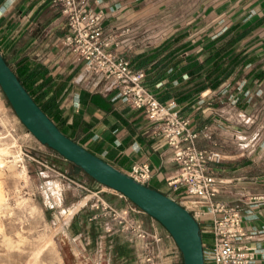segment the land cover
<instances>
[{"label":"crops","instance_id":"0c3cea01","mask_svg":"<svg viewBox=\"0 0 264 264\" xmlns=\"http://www.w3.org/2000/svg\"><path fill=\"white\" fill-rule=\"evenodd\" d=\"M236 4L223 5L219 8L222 14L217 16L215 9L205 6V13L192 16L189 22L201 17L222 22L225 30L214 39L237 24L252 28L237 45L247 57L240 79L216 91L204 90L189 101L169 100L166 104L190 119L196 130H206L211 135V140H199L201 148L215 144L222 152V163L214 165L219 183L218 193L211 203H223L239 211L244 237L237 245L251 253L255 263L264 264V200H255L264 196V126L260 122L263 113L248 106L264 102V91L260 90L264 86V0H239ZM88 6L103 13L104 33L119 39L129 35L131 25L138 18L165 8L166 2L88 0ZM68 33L66 21L53 0H4L0 4V51L15 70L23 64L41 69L44 76L38 77L31 89L47 84L43 91L49 87L56 92L57 111L50 115L53 122L73 141L125 173L136 163H147L151 178L146 185L172 197L167 182L178 168L166 141L151 133L152 125L142 111L115 98L116 92L107 91L105 82L84 73L83 63L62 43ZM214 39L208 37L205 42L198 39L194 45L176 52L163 71L169 74L177 60L198 52L202 45ZM121 42L111 50L130 62L137 52L146 56L156 54V48L127 51ZM163 83L164 80L156 76H146L144 81L152 94L161 89ZM173 84L178 85V82ZM237 88L240 109L223 117L212 95ZM219 117L221 124L215 125ZM49 156L60 165L68 162L53 150ZM36 159L35 162L43 165L40 162H44L43 159ZM75 168L79 170L78 175L68 176L80 191L73 194L65 206L74 209L66 226L70 242L68 263L144 264L143 258L147 255L155 264H183L176 243L157 220L120 193L98 184ZM53 171L62 174L60 169ZM207 205L208 201L197 198H186L182 204L191 214L205 210ZM112 210L119 215L126 213L125 219L140 225L146 237L140 238L124 229L123 223L112 217ZM210 222L208 212L198 219L204 241L210 239Z\"/></svg>","mask_w":264,"mask_h":264},{"label":"rangeland","instance_id":"374dc122","mask_svg":"<svg viewBox=\"0 0 264 264\" xmlns=\"http://www.w3.org/2000/svg\"><path fill=\"white\" fill-rule=\"evenodd\" d=\"M164 1L165 8L138 18L131 25L129 35L115 38L116 41H122L127 51L135 52L155 49L171 37L179 38L177 46L183 47L194 45L198 39L205 42L208 37L214 39L223 32L226 25L201 16L190 23L191 17L203 15L205 6L215 9L216 16L221 15L220 7L236 6L239 0ZM260 90L264 91V86ZM238 91V88L227 89L212 95L223 117L240 109ZM248 106L261 110L260 122L264 126V102ZM220 119L216 118L215 125L221 124ZM234 123L238 125L237 119ZM0 146L9 149L4 157L6 164L0 168V185L5 195V204L0 210V264H71L66 261L67 256L70 259L66 226L74 209L65 206L71 196L80 191L68 176L78 175L79 170L70 162L60 165L49 156L51 150L28 132L1 88ZM19 155L21 160L13 162V157ZM35 156L44 160H39L43 165L35 162ZM57 169L61 175L53 171Z\"/></svg>","mask_w":264,"mask_h":264},{"label":"built area","instance_id":"2783aa9c","mask_svg":"<svg viewBox=\"0 0 264 264\" xmlns=\"http://www.w3.org/2000/svg\"><path fill=\"white\" fill-rule=\"evenodd\" d=\"M53 4L69 29L62 43L77 61L83 63L84 73L105 82L107 91L116 92L115 98L142 111L152 125L151 133L166 141L172 161L178 168L176 175L167 182L172 198L181 205L186 198L208 201L205 210L192 214L197 222L207 212L211 215L210 239H202L204 264H257L251 253L237 245L244 237L239 211L223 203H211L218 193L219 183L214 165L223 161V154L215 144L206 148L199 146L201 138L211 140V135L206 130H196L190 119L181 116L171 104L160 103L147 90L145 71L135 68L129 59L111 50L118 42L113 35L104 33V15L91 9L88 0H53ZM127 174L146 185L151 178V169L147 163H136ZM255 200L263 201L264 196ZM125 214L111 211L112 217L119 219L124 229L145 238L141 226L127 221ZM143 261L144 264H155L147 255Z\"/></svg>","mask_w":264,"mask_h":264},{"label":"water","instance_id":"95a60500","mask_svg":"<svg viewBox=\"0 0 264 264\" xmlns=\"http://www.w3.org/2000/svg\"><path fill=\"white\" fill-rule=\"evenodd\" d=\"M0 88L20 122L35 139L157 220L176 243L183 264H204L200 226L194 216L171 196L137 182L66 136L35 103L1 51Z\"/></svg>","mask_w":264,"mask_h":264},{"label":"trees","instance_id":"16d2710c","mask_svg":"<svg viewBox=\"0 0 264 264\" xmlns=\"http://www.w3.org/2000/svg\"><path fill=\"white\" fill-rule=\"evenodd\" d=\"M2 2L4 0H0V4ZM251 29V27H242L239 24L234 25L224 34L202 45L198 52L177 60L169 74L163 71L164 67L175 57L176 52L187 47L186 45H184L185 47L177 46L181 41L179 38L166 40L162 45L156 47V54L152 53L146 56L142 52H137L131 57V64L137 69H143L146 76H156L157 79L164 80L162 88L153 91L160 103L166 104L169 100L179 103L186 102L204 90L216 91L222 85L228 82L233 85L240 79L247 57L245 51L237 45ZM165 52L167 54H164ZM159 53L162 54L161 59H159L161 55ZM11 69L35 103L51 119L50 115L57 111L56 92L49 87L43 91L47 84L31 89L35 80L44 76L41 69L39 67L31 68L26 64L19 65L16 70L13 67ZM24 76L25 78H23ZM183 76H187V79H184ZM174 81H177L178 85H174ZM57 127L61 130L59 126Z\"/></svg>","mask_w":264,"mask_h":264},{"label":"bare ground","instance_id":"6f19581e","mask_svg":"<svg viewBox=\"0 0 264 264\" xmlns=\"http://www.w3.org/2000/svg\"><path fill=\"white\" fill-rule=\"evenodd\" d=\"M2 138V137H1ZM4 138V137H3ZM10 139V138H9ZM3 141V140H2ZM4 141H6V140H4ZM7 142V141H6ZM6 145H9V143L8 144H6ZM9 154V149L7 148V147H3V146H0V168L1 167H3L5 164H4V157L6 156V155H8ZM17 159L18 160H21V156L19 155V156H15V157H13V162H16L17 161ZM18 167V166H17ZM7 203V202H6ZM4 204H5V195H4V191H3V189H2V187H1V185H0V210H1V208L4 206Z\"/></svg>","mask_w":264,"mask_h":264}]
</instances>
